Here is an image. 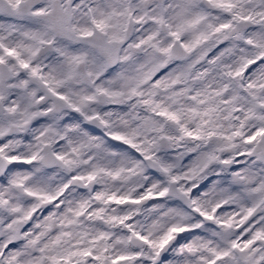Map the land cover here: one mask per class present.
Segmentation results:
<instances>
[{"label": "snow or ice", "instance_id": "1", "mask_svg": "<svg viewBox=\"0 0 264 264\" xmlns=\"http://www.w3.org/2000/svg\"><path fill=\"white\" fill-rule=\"evenodd\" d=\"M147 2L0 0V264H264V179L220 160L243 207L201 206L160 152L264 159V0Z\"/></svg>", "mask_w": 264, "mask_h": 264}, {"label": "clouds", "instance_id": "2", "mask_svg": "<svg viewBox=\"0 0 264 264\" xmlns=\"http://www.w3.org/2000/svg\"><path fill=\"white\" fill-rule=\"evenodd\" d=\"M129 4L133 6V10L137 15L142 14V10L145 7L143 0H128ZM166 0H148L146 7L152 11H156L159 7L165 6ZM74 19L79 22L83 19L82 16H77ZM137 35L136 25L132 24L129 27L127 38L125 40V45L134 39ZM161 39H164L163 34H161ZM122 46V47H123ZM239 59V53H233L232 55L224 57V63L229 65H234ZM187 61H179V63H186ZM116 71L113 73L114 78L117 74L125 72L128 70L126 65L116 66L113 65ZM111 71V68L105 70ZM159 71H164L160 69ZM218 73L212 74L215 78ZM239 84V82H236ZM165 94L161 93L158 98H163ZM188 103V101H185ZM134 114H139L141 117H147L150 114L142 109L131 110ZM132 126L139 123L135 119V115L129 117ZM194 125L189 124V127ZM167 129V134L171 136H178L179 132L174 125H165ZM237 146L235 148H227L223 141H213L210 143H195L193 141L181 140L175 144H163L161 146L160 152L162 156L167 160V162L173 165L172 171L175 174L188 176L189 179L181 183V187H191L193 191L200 189V192L196 199L199 200L201 206H209L215 203H223L229 211H238L243 207V203L234 198L235 194L233 192L234 188L238 185L234 183L231 175V167L225 168L220 164V160L232 159L233 164H242L244 168L252 173L255 177L264 179V159L245 157L240 160L237 153L240 151H245L246 148L241 141L234 142ZM219 148H224L225 150L219 151ZM214 154L218 159L210 160L209 154ZM181 207L184 211L187 223H195L197 221L196 215L191 211V205L186 204L184 201H180L178 204L173 205ZM164 211V209H162ZM154 215V214H152ZM160 219L159 216H157ZM172 217H165L161 219V223L172 222Z\"/></svg>", "mask_w": 264, "mask_h": 264}]
</instances>
